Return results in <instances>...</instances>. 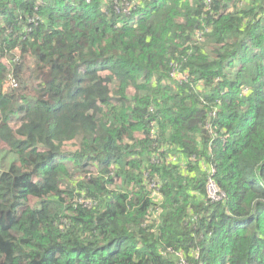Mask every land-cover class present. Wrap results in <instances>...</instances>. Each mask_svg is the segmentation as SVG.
Returning <instances> with one entry per match:
<instances>
[{
	"label": "trees",
	"instance_id": "1",
	"mask_svg": "<svg viewBox=\"0 0 264 264\" xmlns=\"http://www.w3.org/2000/svg\"><path fill=\"white\" fill-rule=\"evenodd\" d=\"M0 141V264H264V0H0Z\"/></svg>",
	"mask_w": 264,
	"mask_h": 264
},
{
	"label": "built area",
	"instance_id": "2",
	"mask_svg": "<svg viewBox=\"0 0 264 264\" xmlns=\"http://www.w3.org/2000/svg\"><path fill=\"white\" fill-rule=\"evenodd\" d=\"M9 84H10V85H13L14 87L16 86L14 80H10ZM212 186L214 187V189H215V191H216L215 194H213V193L211 192V190H210V187H212ZM207 188H208V192H209V194H210V197H211L212 199H214V200H219V199L221 198V196L219 195V192H218L217 186H216V184H215V182H214V180H213L212 178L209 179L208 184H207Z\"/></svg>",
	"mask_w": 264,
	"mask_h": 264
},
{
	"label": "rangeland",
	"instance_id": "3",
	"mask_svg": "<svg viewBox=\"0 0 264 264\" xmlns=\"http://www.w3.org/2000/svg\"><path fill=\"white\" fill-rule=\"evenodd\" d=\"M26 59H27V57H26ZM10 66H11V65H10ZM25 74H26V76L29 77V72H28V71H25ZM3 146H4V143L0 141V151L4 149L5 146H4V147H3ZM210 190H211V192H212L213 194L216 193V191H215V189H214L213 186L210 187Z\"/></svg>",
	"mask_w": 264,
	"mask_h": 264
}]
</instances>
